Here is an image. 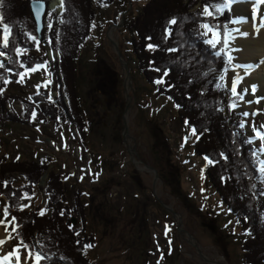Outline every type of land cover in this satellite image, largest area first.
Masks as SVG:
<instances>
[{
  "label": "rangeland",
  "instance_id": "374dc122",
  "mask_svg": "<svg viewBox=\"0 0 264 264\" xmlns=\"http://www.w3.org/2000/svg\"><path fill=\"white\" fill-rule=\"evenodd\" d=\"M131 1L132 8L128 11ZM147 1L116 0L97 8L98 21L91 40L82 51L77 74L83 116L93 143V146H87L90 150L84 148L76 130L66 122L55 127L52 122H38L35 114L36 127L11 123L1 130L0 153L4 152L12 161L50 157L53 163L50 169L63 176L68 187V201L73 208L74 192H83L89 231L96 242L86 250L92 264H207L199 257L194 245L207 259L221 264H244L241 241L233 238L236 219L209 185L208 161L194 152L197 141L194 130L180 121L174 103L167 97L158 96L154 85L135 69L132 33L127 24ZM238 1L241 2L237 4ZM236 6L245 9L241 13ZM263 6L261 0L255 3L236 0L228 8H221V11L232 12L226 30L228 68L223 73V83L231 90L233 82H237L239 95L236 96L240 99L234 109L242 115L246 132L252 136L262 158L261 172H264V90L255 83L264 84L261 72L264 56L252 55L257 62L260 60L255 66L253 62L243 64L237 53H247L251 49L245 44L237 47L234 41L241 30H246L249 35L250 31L255 32L258 21H264ZM123 17V25L114 28V38L111 37L118 43L129 65L133 90L128 92L120 59L108 39L111 26L119 24ZM210 26L211 29L203 26L202 31L207 41H215L219 36L213 32L218 33V30L213 28L214 25ZM261 30L264 31V25ZM28 37L33 39L34 36ZM46 55L50 56L48 50ZM244 66L250 69L248 74ZM47 79L50 85L46 83ZM46 85L54 97L58 85L50 75L49 67L44 65L21 74L18 81L8 84L5 93L29 98L36 89ZM127 94L132 105L128 113V145L137 152L133 155L137 164L133 163L124 141ZM18 101L13 108L22 117ZM82 151L84 155H79ZM16 177L22 180L20 175ZM47 178L48 175L44 182L41 180L40 187L46 186ZM45 199L44 190L38 189L32 206H44ZM2 207L0 199V221H3L0 230L7 236L0 243V264H24L30 252L18 240L14 225L5 218ZM178 216L181 229L187 234L180 231ZM73 219V224L80 227V215L75 213ZM239 232L240 229H235V233ZM37 257L31 254L27 264H38Z\"/></svg>",
  "mask_w": 264,
  "mask_h": 264
},
{
  "label": "trees",
  "instance_id": "16d2710c",
  "mask_svg": "<svg viewBox=\"0 0 264 264\" xmlns=\"http://www.w3.org/2000/svg\"><path fill=\"white\" fill-rule=\"evenodd\" d=\"M115 1L63 0L62 22L51 32L45 30L40 41L31 1L2 0L0 25L2 29L8 25L11 35L8 45L0 47L4 55V59L0 58V132L11 123L36 127L35 113L38 122H52L55 127L66 122L76 130L84 148L93 146L83 116L77 74L82 51L98 21V6ZM227 2L148 0L127 25L132 33L136 71L154 85L158 96L174 103L180 121L186 122L197 136L194 152L208 161L209 185L236 219L233 238L241 241L244 264H264V174L258 170L260 158L241 127L242 117L231 108L238 98L223 84V73L228 68L225 46L213 48L205 43L207 37L202 31L204 25H214L219 39L226 34L232 13L216 12L215 8ZM206 4L212 15L205 13ZM173 19L175 24L170 23ZM29 35L35 39H29ZM50 48L59 52L58 62L48 61L46 51ZM44 65L58 85L57 97L53 98L48 89H37L29 98L5 93L8 84L18 81L21 74ZM17 100L23 105L22 117L13 108ZM52 165L48 156L12 161L0 153L4 216L14 225L23 247L32 255L42 254L38 264H92L86 250L96 242L89 231L83 192H74L73 208L66 182L60 173L50 169ZM47 172L46 186L42 188L40 183ZM41 188L45 205L33 207L32 200ZM75 213L80 215V227L73 224ZM235 229L240 232L235 233Z\"/></svg>",
  "mask_w": 264,
  "mask_h": 264
},
{
  "label": "water",
  "instance_id": "95a60500",
  "mask_svg": "<svg viewBox=\"0 0 264 264\" xmlns=\"http://www.w3.org/2000/svg\"><path fill=\"white\" fill-rule=\"evenodd\" d=\"M42 3L43 7L40 9L39 11V19L36 18V13L34 12L33 10V4H36V3ZM132 8V2H130L129 4V9L128 11H130ZM31 10H32V13H33V16H34V19L36 21V24H37V34H38V37L40 40H42V33L44 31V16H45V13H46V10H47V5H46V2L45 1H42V0H32L31 2ZM128 11L124 14L126 16V14L128 13ZM124 20H125V17L122 18V20L120 21L119 24L117 25H113L111 26V30H109L108 32V39L109 41L111 42V44L113 45L119 59H120V62H121V65H122V69H123V72L125 73V79H126V85H128L129 88L126 87V91L128 92L129 89L133 90L132 88V78H131V73H130V69H129V65L127 63V61L124 59L123 55L121 54L120 52V48H119V45L118 43L112 39L111 37V33H112V30L115 28V29H119L123 23H124ZM132 105H131V97L127 94V106H126V110H125V115L123 117V125H124V141L125 143L127 144V151L128 153L130 154V156L133 158V163H136L137 162L135 161L133 155H137V152L135 151V149L131 148L129 145H128V138L130 137L129 136V132H130V128H129V121H128V113L131 109ZM148 169L150 170H153V168H151L150 166H146ZM48 174H45L44 177H43V180L42 182H44V179L47 177ZM178 219L180 221V216H178ZM182 227V223L180 221V231L182 233H186V231L182 230L181 229ZM187 234V233H186ZM190 238H192V236L189 235ZM194 245V244H193ZM199 253V257L207 264H220V263H217V261H213V260H210V259H207L204 254L202 253V251L196 246L194 245Z\"/></svg>",
  "mask_w": 264,
  "mask_h": 264
},
{
  "label": "bare ground",
  "instance_id": "6f19581e",
  "mask_svg": "<svg viewBox=\"0 0 264 264\" xmlns=\"http://www.w3.org/2000/svg\"><path fill=\"white\" fill-rule=\"evenodd\" d=\"M241 1H238V3H240ZM244 3H245V0H244ZM237 7V6H236ZM241 13L244 11L245 7L244 6H239L237 7ZM263 11H264V6L262 7ZM242 17V16H241ZM240 17V18H241ZM244 19V18H241V20ZM262 22V24H261ZM263 25H264V21H258V26L257 29L255 30V32H251V35H249V33L246 32V30H241L240 33L236 34V39L234 41V44L236 45L237 44V47L242 46V44H245V45H248L249 46V49H251L249 52L247 53H237V55L239 57H241V59L243 60V64L244 63H250V62H253L254 63V66L260 61L257 62V60L255 58L252 57L253 54H258V56H264V31L261 30V26H262V29H263ZM111 35L113 36L114 38V35L113 33H111ZM232 39V36L230 37L229 40ZM231 43V42H230ZM245 47V46H244ZM235 51V50H234ZM246 57H244V55H246ZM236 55V53H235ZM264 59V57H263ZM261 59V60H263ZM248 66V65H247ZM246 71H247V74L249 73L250 69H248L247 67L245 68V66L243 67ZM253 70L255 69V67L252 68ZM241 71V70H240ZM264 71V70H263ZM262 72V77H264V72ZM252 72V71H251ZM246 73V72H245ZM258 73V72H257ZM246 74V75H247ZM253 74V73H252ZM244 78V77H243ZM255 84H258L257 86L259 87L260 86V90H264V84L263 83H255ZM7 236L3 235V232L0 230V242H3L4 239L6 238ZM217 263H219L217 261ZM221 264V263H220Z\"/></svg>",
  "mask_w": 264,
  "mask_h": 264
},
{
  "label": "snow or ice",
  "instance_id": "6c2138e0",
  "mask_svg": "<svg viewBox=\"0 0 264 264\" xmlns=\"http://www.w3.org/2000/svg\"><path fill=\"white\" fill-rule=\"evenodd\" d=\"M234 2H236V0H228V3L225 4L224 7L225 8H228L229 5L231 3H234ZM252 2L255 3L256 0H252ZM261 2H264V0H261ZM0 3H2V0H0ZM62 4H63V0H61V5ZM42 7H43L42 3H39L38 2L36 4H33V10L36 13V18L37 19H39V11H40V9ZM204 7H205V13L208 14V15H212V12L209 10L210 6L206 4ZM215 11L216 12H220L221 11V8L219 6H217L215 8ZM261 15H264V11L261 12ZM213 18H215V17H213ZM2 19H3V17L0 16V20H2ZM170 23L175 24L176 23L175 19H173ZM93 27H95V25H93ZM204 27L206 29H211V26L210 25H204ZM217 27H219V26H217ZM10 35H11V29H10V27L8 25H4L3 29L0 30V39H2V41H3V43L0 44V47H6L8 45V43H9V36ZM213 35H219V34L213 32ZM33 39H35V37H33ZM205 43H210L213 48H216L217 45L219 44L220 47L223 48L228 43V37L225 34L221 39H217L215 41H205ZM169 51H175V49H170ZM216 54L219 55L220 53L217 52ZM0 55H3V53L0 52ZM229 63H231V57H229ZM0 67H3V65H0ZM236 85H237V82H233L232 87H231V92H232L233 95H239V93L237 92V86ZM217 87H220V85H217ZM245 91H247V89H245ZM233 107H235V105H233ZM33 115H35V113H33ZM245 115H247V113H245ZM241 127H243V125H241ZM262 127H264V126H262ZM262 138H264V137H262ZM262 150H264V149H262ZM13 219H15V218H13ZM2 222L3 221H0V223H2ZM0 243H2V242H0ZM25 247H27V245H25ZM88 247H91V245H88ZM16 252L19 253V249L18 248L16 249ZM41 257H42V254H39L38 257H37V261H39V259ZM29 259H31V254H29V256L25 257L24 264H27V262H28Z\"/></svg>",
  "mask_w": 264,
  "mask_h": 264
}]
</instances>
